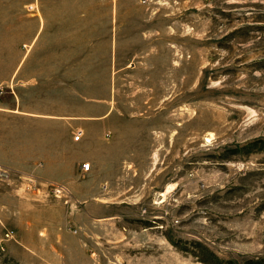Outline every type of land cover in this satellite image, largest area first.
Instances as JSON below:
<instances>
[{"label":"rangeland","instance_id":"obj_1","mask_svg":"<svg viewBox=\"0 0 264 264\" xmlns=\"http://www.w3.org/2000/svg\"><path fill=\"white\" fill-rule=\"evenodd\" d=\"M75 2L0 0V100L17 67L76 69L114 117L98 194L20 171L33 123L0 110V264H264V0ZM49 16L82 25L75 60L43 59Z\"/></svg>","mask_w":264,"mask_h":264},{"label":"crops","instance_id":"obj_2","mask_svg":"<svg viewBox=\"0 0 264 264\" xmlns=\"http://www.w3.org/2000/svg\"><path fill=\"white\" fill-rule=\"evenodd\" d=\"M86 1L88 0H76L75 10H89L83 7ZM100 1L110 5L112 9L115 8V0ZM60 2L61 0H49V11H59L57 15L60 16ZM110 27H112L113 36L110 38L113 48L114 23ZM89 28L93 31V25ZM82 31V25L77 20L74 23L70 21L64 23L60 17L56 20L51 17L45 20L43 59L75 60L76 45L82 42V40L78 41L77 37ZM39 70L42 73L38 75L45 77L42 81L30 77L24 79L22 75L37 74H28L30 69L27 68H15L12 81L13 77L17 80L10 84V103L0 100V110L9 113L16 123L24 121L33 123L32 129L29 128L27 131L29 135L19 137L34 141L32 145L34 152L27 158L20 154L19 158L20 164L24 165L28 162L27 164L31 166L20 171H31L30 174L35 175L39 183L44 186L56 182L78 200H83L87 196H97V184L94 187L90 184V187L89 180L93 178L94 171L103 156L101 145L103 135L106 139L110 136V131L103 132V130L108 127V122L114 121L112 108L100 112L98 100L83 98L82 86L77 89L75 85L64 84L63 76H76V69L58 66ZM78 130H81V134L75 139L74 134ZM84 161L90 162L88 170L80 167ZM32 193L43 196L41 192L32 191Z\"/></svg>","mask_w":264,"mask_h":264},{"label":"built area","instance_id":"obj_3","mask_svg":"<svg viewBox=\"0 0 264 264\" xmlns=\"http://www.w3.org/2000/svg\"><path fill=\"white\" fill-rule=\"evenodd\" d=\"M80 134H81V130H78L76 133H75V138H78V136H80ZM80 167H81V169H83V170H88L89 169V167H90V162L89 161H84V162H82L81 164H80ZM4 174H3V170L2 169H0V176H3ZM7 176V175H6Z\"/></svg>","mask_w":264,"mask_h":264},{"label":"trees","instance_id":"obj_4","mask_svg":"<svg viewBox=\"0 0 264 264\" xmlns=\"http://www.w3.org/2000/svg\"><path fill=\"white\" fill-rule=\"evenodd\" d=\"M260 259H263L264 260V258H260Z\"/></svg>","mask_w":264,"mask_h":264}]
</instances>
